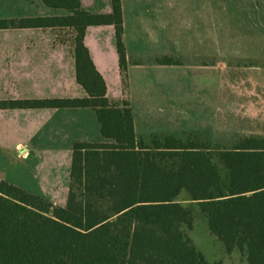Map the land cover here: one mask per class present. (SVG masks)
Returning a JSON list of instances; mask_svg holds the SVG:
<instances>
[{"label":"trees","instance_id":"16d2710c","mask_svg":"<svg viewBox=\"0 0 264 264\" xmlns=\"http://www.w3.org/2000/svg\"><path fill=\"white\" fill-rule=\"evenodd\" d=\"M67 1L76 80L86 96L0 100V108L92 107L102 139L74 142L65 205L0 179V264H223L209 261L183 231L194 217L182 194L198 203L228 252L238 248L247 264H264V135L230 147H212L195 132L137 137L130 103L109 100L85 44L88 26L113 25L126 73L121 0H111L108 13ZM41 20L0 19V28Z\"/></svg>","mask_w":264,"mask_h":264},{"label":"rangeland","instance_id":"374dc122","mask_svg":"<svg viewBox=\"0 0 264 264\" xmlns=\"http://www.w3.org/2000/svg\"><path fill=\"white\" fill-rule=\"evenodd\" d=\"M248 1L216 0L217 20L210 30L203 22L182 25L175 16L167 22L144 24V29L151 27L163 36L157 48L152 44L136 47L129 31L133 49H126L127 71L120 72V82L110 97L114 104L130 103L137 137L195 132L212 147H230L243 136L264 135V14L259 13L257 21L249 19ZM166 57L170 63L161 62ZM33 160L5 168L29 183L25 189L38 194L30 181L37 172ZM68 191L46 199L65 205ZM179 201L194 217L193 226L182 229L209 261L247 264L245 251L234 248L228 252L210 232L196 201L185 194Z\"/></svg>","mask_w":264,"mask_h":264},{"label":"crops","instance_id":"0c3cea01","mask_svg":"<svg viewBox=\"0 0 264 264\" xmlns=\"http://www.w3.org/2000/svg\"><path fill=\"white\" fill-rule=\"evenodd\" d=\"M248 2L249 19L259 20V13L264 14V0ZM67 3V0L50 3L0 0V19H42L39 26L0 28V100L86 96L76 80L74 28L67 20L73 13ZM80 3V9L91 12L108 13L112 9L111 0H80ZM121 3L126 49H133L128 38L130 30L136 47L152 44L157 48L158 39L163 36L156 35L151 27V30L145 27L150 33L145 32L144 24L148 22H167L169 16H175L182 25L203 22L210 30L217 20L216 0H121ZM85 44L106 81L111 101L110 93L114 85L118 86L121 72L114 26H88ZM114 79L117 83H113ZM76 141H100V123L94 108H0V179L27 188L24 184L28 182L7 173L5 167L34 158L37 172L30 180L36 185L34 189L45 198L62 196L68 191ZM47 165L50 169L44 170Z\"/></svg>","mask_w":264,"mask_h":264}]
</instances>
